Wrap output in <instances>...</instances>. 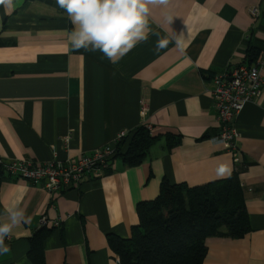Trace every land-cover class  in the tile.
Here are the masks:
<instances>
[{"label":"crops","instance_id":"crops-1","mask_svg":"<svg viewBox=\"0 0 264 264\" xmlns=\"http://www.w3.org/2000/svg\"><path fill=\"white\" fill-rule=\"evenodd\" d=\"M72 27L56 0H14L7 11L0 5V156L6 163L71 160L141 125L160 137L142 164L128 167L118 158L110 174L53 199L0 166V216L18 204L28 217L6 240L11 252L0 264H33L30 238L44 217L56 228L46 241V264H122L109 237L132 236L138 203L158 197L164 181L200 186L236 170L252 230L241 238L209 237L203 264H264V92L238 117L236 162L213 141L219 123L210 91L214 74L247 62L249 44L264 54V0H169L152 10L158 36L117 64L98 51L71 49ZM158 39L169 43L157 50ZM167 133L179 143L168 146Z\"/></svg>","mask_w":264,"mask_h":264},{"label":"trees","instance_id":"trees-1","mask_svg":"<svg viewBox=\"0 0 264 264\" xmlns=\"http://www.w3.org/2000/svg\"><path fill=\"white\" fill-rule=\"evenodd\" d=\"M260 53L249 44L247 64ZM167 145L179 143L180 136L167 133ZM160 136L141 125L118 145L113 159L128 167L142 164ZM112 169L107 170L110 174ZM139 223L130 238L110 236L109 244L122 264H203L207 239L211 236L241 238L251 230L245 189L238 170L228 178L200 186L164 181L160 194L137 205ZM56 228L42 225L30 238L29 258L46 264V241Z\"/></svg>","mask_w":264,"mask_h":264},{"label":"built area","instance_id":"built-area-1","mask_svg":"<svg viewBox=\"0 0 264 264\" xmlns=\"http://www.w3.org/2000/svg\"><path fill=\"white\" fill-rule=\"evenodd\" d=\"M253 17L260 15L258 7H252ZM211 94L217 109L219 132L213 141L222 144L240 161V133L236 127L239 115L247 103L255 102L264 92V54L252 65L247 63L231 66L228 70L216 73L211 79ZM149 108L143 104L142 114L146 116ZM151 130V127H148ZM129 132H120L116 139L106 146L89 154H82L71 160L55 158L46 162L18 159L5 160L0 156V166L6 167L7 177L22 179L46 190L52 199L56 194L68 189L78 188L85 180L98 179L107 175L115 161L117 147L128 136ZM69 137L65 140L68 143ZM46 217L42 224H47ZM59 222H56L58 225Z\"/></svg>","mask_w":264,"mask_h":264},{"label":"clouds","instance_id":"clouds-1","mask_svg":"<svg viewBox=\"0 0 264 264\" xmlns=\"http://www.w3.org/2000/svg\"><path fill=\"white\" fill-rule=\"evenodd\" d=\"M69 19L72 30L68 42L73 50L100 52L112 64L119 63L138 44L157 35L150 27L153 8L166 7L169 0H56ZM5 10L14 0H0ZM167 39H158L156 49L167 46ZM28 223L24 208L12 205L0 216V256L11 252L6 240L14 229Z\"/></svg>","mask_w":264,"mask_h":264},{"label":"snow or ice","instance_id":"snow-or-ice-1","mask_svg":"<svg viewBox=\"0 0 264 264\" xmlns=\"http://www.w3.org/2000/svg\"><path fill=\"white\" fill-rule=\"evenodd\" d=\"M220 171H221V173H222L224 170H223V169H221Z\"/></svg>","mask_w":264,"mask_h":264}]
</instances>
